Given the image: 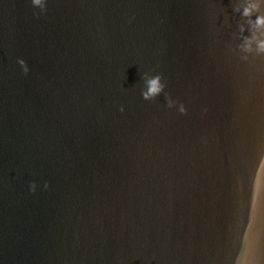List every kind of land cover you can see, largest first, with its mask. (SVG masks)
I'll list each match as a JSON object with an SVG mask.
<instances>
[{
	"label": "water",
	"instance_id": "95a60500",
	"mask_svg": "<svg viewBox=\"0 0 264 264\" xmlns=\"http://www.w3.org/2000/svg\"><path fill=\"white\" fill-rule=\"evenodd\" d=\"M258 17L0 0V264H264Z\"/></svg>",
	"mask_w": 264,
	"mask_h": 264
},
{
	"label": "clouds",
	"instance_id": "9594fccd",
	"mask_svg": "<svg viewBox=\"0 0 264 264\" xmlns=\"http://www.w3.org/2000/svg\"><path fill=\"white\" fill-rule=\"evenodd\" d=\"M245 15L248 14V9H245ZM257 24H264V17H258L257 18ZM260 47L262 50H264V41L260 43ZM161 90V85L159 84V77H155L152 80L149 81V87L148 92L144 94L145 98H147L149 95H155ZM121 111H123V108H121ZM47 183H45V187H47ZM30 190L34 191L35 186L32 185Z\"/></svg>",
	"mask_w": 264,
	"mask_h": 264
}]
</instances>
